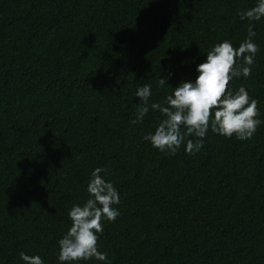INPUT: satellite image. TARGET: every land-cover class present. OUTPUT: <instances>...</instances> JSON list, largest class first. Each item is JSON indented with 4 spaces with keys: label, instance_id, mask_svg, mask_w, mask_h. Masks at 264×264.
<instances>
[{
    "label": "trees",
    "instance_id": "obj_1",
    "mask_svg": "<svg viewBox=\"0 0 264 264\" xmlns=\"http://www.w3.org/2000/svg\"><path fill=\"white\" fill-rule=\"evenodd\" d=\"M256 3L0 0V264H25L21 252L61 264L68 213L96 167L120 195L99 237L111 264H264V18L238 15ZM250 24L259 52L230 88L259 101L255 134L209 128L195 154L154 148L144 137L163 117L150 108L133 123L137 89L149 83V104L163 102Z\"/></svg>",
    "mask_w": 264,
    "mask_h": 264
},
{
    "label": "clouds",
    "instance_id": "obj_2",
    "mask_svg": "<svg viewBox=\"0 0 264 264\" xmlns=\"http://www.w3.org/2000/svg\"><path fill=\"white\" fill-rule=\"evenodd\" d=\"M241 20L259 21L264 18V0H257L254 7L238 13ZM256 32L250 24L247 36L238 47L228 39L215 44L206 53V59L197 65L194 81H180L163 102H152V86L144 83L136 91L141 104L133 123L142 122L149 109L158 110L162 119L154 132L144 139L162 152L176 154L185 145L188 154H195L203 147L209 128L226 138L250 139L262 124L259 101L241 85L230 88L233 78L251 75L259 45L254 42ZM159 87L166 85V78L157 81ZM195 137L196 139H189ZM106 169L96 167L87 185L89 198L81 205L74 204L68 215L71 226L58 241V259L61 264H78L95 258L111 264L108 254L99 250V237L103 222H115L120 215L114 207L120 203V195L114 183L105 180ZM25 264H44L40 255L20 253Z\"/></svg>",
    "mask_w": 264,
    "mask_h": 264
}]
</instances>
